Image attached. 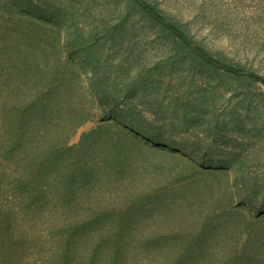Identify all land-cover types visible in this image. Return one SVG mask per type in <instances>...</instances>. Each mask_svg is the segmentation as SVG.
Here are the masks:
<instances>
[{
    "label": "rangeland",
    "instance_id": "374dc122",
    "mask_svg": "<svg viewBox=\"0 0 264 264\" xmlns=\"http://www.w3.org/2000/svg\"><path fill=\"white\" fill-rule=\"evenodd\" d=\"M157 1L174 10L182 25L213 53L264 74V0ZM0 23L3 38L9 41L7 49L25 51L17 59L22 64L54 66L61 61L56 51L63 48L66 55L78 56L83 112L94 118L83 123L70 142L78 143L84 133L100 129L97 138L102 142L104 137L102 146L122 150L134 170L136 181L121 185L106 177L101 185L88 187L83 205L131 210L134 216L122 237L165 243L162 252L144 249L145 254L184 257L196 245L200 258L207 260L206 247L213 240L227 242V249H213L208 264H218L217 258H239L242 261L232 264H245L243 260L252 255L264 264V219L245 218L256 212L253 204L264 206L263 84L192 59L131 0H0ZM30 49L35 56L28 53ZM65 69L74 80V71ZM23 76L21 81L26 80ZM53 78L47 72L38 79ZM35 79L36 75L27 76L29 83ZM10 80L8 73L1 97L2 109L12 120L20 93ZM70 91L67 87L66 95ZM121 125L130 126L135 139L119 135ZM149 133L160 134L162 141L148 140ZM201 157L222 160L206 170ZM231 158L242 160L243 168L231 169ZM235 178L241 182L245 178L246 185L237 184ZM160 187L158 195L166 197L172 215L143 217L149 205L138 193ZM93 193L112 198L91 203ZM241 196L244 201L256 198L246 201L245 217L238 212L239 217L218 223L207 219V212ZM202 226H210L209 233L200 234Z\"/></svg>",
    "mask_w": 264,
    "mask_h": 264
},
{
    "label": "trees",
    "instance_id": "16d2710c",
    "mask_svg": "<svg viewBox=\"0 0 264 264\" xmlns=\"http://www.w3.org/2000/svg\"><path fill=\"white\" fill-rule=\"evenodd\" d=\"M131 1L154 26L192 59L225 74L264 85V74L240 62L225 60L199 42L166 3L157 0ZM2 29L0 23V264H208L213 249H227V242L211 240V244L206 247L207 260L200 258L196 245L190 246L191 255L184 257L145 254L142 253L144 249H158L162 252L165 243L150 240L139 242L122 237L123 231L130 228L129 220L134 216L131 210L108 205L100 208L83 205V193L89 191L88 187L91 189L101 185L107 178H114L121 185L136 181L134 170L127 164L122 150L102 146V142L105 143L104 137L102 142L97 138L101 134L100 129L84 133L78 143L70 142L77 129L94 118L93 114L83 112V84L77 77L80 74L78 56L66 55L63 48L56 51V56L61 60L58 64L27 66L17 60L24 50L18 47L16 50H13L15 47L7 49L9 41L3 38L5 33ZM28 53L36 55L33 49ZM65 68H70L72 73L74 71V80L66 76L69 70ZM47 72L54 74L55 78L40 82L39 76ZM8 73L12 76L9 84L14 85L20 93V105L12 120L2 109L4 99L1 95ZM23 74L22 78L26 80L21 81ZM28 75H36L37 79L29 83ZM67 87L72 88V92L66 95ZM76 93L79 95L76 96ZM8 121L13 123L8 124ZM121 126L119 135L135 139L128 129L130 126ZM162 137L158 133H149L148 140L158 142L162 141ZM150 148L156 150V147ZM220 160L201 157V165L210 169L218 165ZM242 162L231 158L229 167L233 170L242 169ZM237 180L240 185L245 182V178H241L243 182ZM150 190L138 193L145 195L146 205L151 206H146L141 215L145 218H166L172 215L174 209L168 208L166 197L158 195L163 187ZM89 195L91 203L112 198V195L101 197L98 193ZM250 199L256 198L249 197L244 201L241 196L235 201L231 197V203L226 207L207 212V219L218 223L239 217L238 212L245 217L246 201L251 202ZM174 201L179 200L175 198ZM157 203L161 205L154 206ZM253 207H256V212L245 218L262 221L264 206L253 204ZM114 222L120 226L116 228ZM209 231L210 226L199 228L202 235ZM137 249H141L139 253ZM258 258L252 255L243 261L245 264H259ZM239 261L242 260L216 259L218 264Z\"/></svg>",
    "mask_w": 264,
    "mask_h": 264
}]
</instances>
